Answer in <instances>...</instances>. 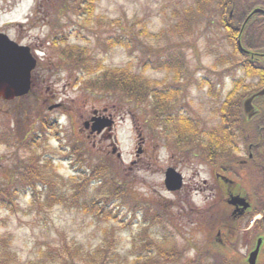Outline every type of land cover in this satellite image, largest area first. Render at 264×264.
<instances>
[{"label":"rangeland","instance_id":"374dc122","mask_svg":"<svg viewBox=\"0 0 264 264\" xmlns=\"http://www.w3.org/2000/svg\"><path fill=\"white\" fill-rule=\"evenodd\" d=\"M31 2L23 0V27L37 64L28 94L0 100V139L8 140L0 143V187L20 178L29 160L45 178L36 180L38 200L32 201L29 189L20 190L15 209L0 211V264H136L139 254L149 256L137 264L196 262L204 251L199 240L201 229L208 230L206 223L197 228L180 224L178 197L165 190L163 179L172 165L192 189V173L199 170L195 180L201 185L209 176L207 168L190 164L194 157L184 152L189 151L184 145L177 146L155 124H148V101L133 105L120 96L87 89L80 78L75 81V58L65 54L80 45L94 65L100 61L110 69L130 68L159 82L158 89L180 91L171 115L183 113L201 129H209L218 125L213 94L222 98L227 93L224 68L233 56L215 6L201 0H96L94 15L86 20L73 0H38V13L31 11ZM159 64H168L169 70ZM175 68L180 70L179 82ZM55 104L59 106L48 109ZM95 111L113 119V126L87 137L83 122ZM45 120L52 122L51 129L41 126ZM18 121L30 129L22 143L15 131ZM201 150L197 148L199 154ZM104 165L107 170L92 176ZM73 181L83 187L75 200L69 191ZM117 186L123 187L122 195ZM51 193L66 198L48 206L45 199ZM101 205L110 216L92 210ZM145 243H150L148 250ZM101 245L108 250L100 258L82 259ZM61 248L65 255L64 248L75 250L65 263L56 255ZM158 248L182 253L178 260H159ZM240 250L235 247L230 254ZM201 261L211 264L206 258Z\"/></svg>","mask_w":264,"mask_h":264},{"label":"flooded vegetation","instance_id":"af4514ba","mask_svg":"<svg viewBox=\"0 0 264 264\" xmlns=\"http://www.w3.org/2000/svg\"><path fill=\"white\" fill-rule=\"evenodd\" d=\"M211 3L216 8L220 30L232 46L233 56L228 58V64L224 68L229 83L227 93L222 98L213 94L215 97L213 103L217 110L214 114L218 118V125L214 128L216 130L222 128L221 123L224 122L221 120V111L225 105L229 118L227 123L230 132L229 142L224 146L225 152L218 154L217 150L214 155L213 153L206 155L202 150V154H199L197 148H202L201 142L183 143L182 146L189 150L184 152H190L194 157V160L189 161L190 164H203L209 176L202 179V184L199 185L197 182L200 180H195L199 177V170L194 171L189 179L193 185L191 189L184 174L178 168L168 165L166 168L173 167L180 172L182 186L178 191L167 192L178 197V210L183 219L181 225L197 228L206 223L208 230L200 231L202 234L199 241L204 249L199 254L201 260L206 258V262L211 264H250V253L260 239L255 264H262L264 0H214ZM24 10L27 9L23 0H0V34L6 35L18 46H28L32 51V46L25 41L27 34L23 27V24H26ZM31 11L38 13V0H32ZM238 41L242 49L239 48ZM61 51L64 52L63 49ZM246 99H250L252 105L249 113L251 116L243 110L242 104ZM235 117H238L237 121L234 120ZM213 147L219 148L218 145ZM169 162L172 163V160ZM205 186L207 191H204ZM192 191L195 192L194 195ZM235 247L241 250L238 251V255H231Z\"/></svg>","mask_w":264,"mask_h":264},{"label":"trees","instance_id":"16d2710c","mask_svg":"<svg viewBox=\"0 0 264 264\" xmlns=\"http://www.w3.org/2000/svg\"><path fill=\"white\" fill-rule=\"evenodd\" d=\"M207 1H214V0H201V2H207ZM75 3V7L81 8V10L86 15L87 19L89 20L90 17L94 15L95 11V3L96 0H73ZM60 42H62V39H59ZM57 42H54L56 44ZM122 44V42H115V44ZM72 51H70L68 54H65L66 56L75 58L73 62L74 71L76 72L77 79L75 80L78 82V78L81 79V81H84L87 89H99L104 91L105 93H109L112 97L120 96L125 101H127L129 104H144L145 102L148 103V115L147 122L150 125L151 123L155 124L157 126L158 130L160 132H164L163 135L167 137V139H173L174 143L177 146H182V144H188V143H199L201 142L202 151L204 154L208 155V153H213L217 151L218 154H222L226 151L225 145H227L228 137L230 135L229 128L227 127V123L229 122V118L227 117V109L224 105L221 116V120L224 122L221 123L222 128L219 130H216L214 127H211L208 131L203 129L201 130L200 127H198V124L196 122H193L191 119H189L187 116H185L183 113H174V115H171V104L174 102V100L179 96L180 91L173 90L171 88H165V89H158L157 86L160 84L157 81L146 79L143 74H136L132 72V70L126 67H119V68H113L110 69L109 67L103 65L100 61L97 64H93L91 62V59H89V53L87 52V49L85 47H82L80 45H73ZM77 52V53H75ZM158 68L169 70V65L164 64L158 65ZM175 80L177 82L180 81L181 75L180 70L178 71L177 68H175ZM80 74V75H78ZM81 84V82H80ZM177 89V88H175ZM179 90V89H178ZM20 99V98H19ZM18 99V100H19ZM221 115V114H220ZM151 116V117H150ZM21 119H24V117H21ZM238 117H235L234 120L237 121ZM41 126L43 128L48 127L49 129L52 128V122H48V120H45L41 122ZM220 127V126H219ZM29 128L23 126L21 123L15 124V131L18 132V134L21 133V139L23 136H26L29 134ZM40 130H43L40 128ZM216 130V131H215ZM23 131V132H22ZM207 137V138H206ZM0 139V143H6L8 140H4L5 138ZM4 140V141H2ZM22 143V142H21ZM222 144V145H221ZM214 145H218L219 148H214ZM75 150V149H74ZM215 158V156L213 157ZM107 165H104L100 169H95L92 173V176H99L102 174L105 170H107ZM41 171L38 169V167L34 164L33 160H29L28 163L25 166V170L22 173L21 177L16 178V180H8L6 183H3V185L0 187V211H13L15 209V204L17 202V197L19 196L20 190H23V193L26 189H29V193L32 195V201L35 202L38 200L37 195L35 194V185L36 180L39 182V180L44 179V176H40ZM75 180V178H72ZM46 182V180H45ZM46 183H51V181H48ZM78 182L73 181L69 185V191L70 195L73 200H75V197L78 193L82 190V183L77 184ZM116 191L118 194H123V187L117 186ZM62 199H65L63 195H60V198L56 197V193H51L50 196H46V203L48 206L53 205L54 203H59ZM95 202V201H94ZM95 204H98V202H95ZM92 210L94 212H105L110 216L109 211H105L102 207V205L97 208V210L92 207ZM106 242V240H105ZM149 245V247H148ZM157 246V244H156ZM101 245L92 252L91 255H84L82 259L85 257H89L92 260L95 261V259L101 257V252L104 250H108V247ZM147 249L150 248V243H145L143 245ZM147 249V250H148ZM66 250V255L63 251V249H59L56 252V255L63 260L65 263V258H68L69 255H71L72 252H75V250H69L68 248H64ZM176 252V251H175ZM151 249L149 250V254H151ZM182 251H178L176 253H168L167 251L161 250V248H158V258L159 260H178L181 256ZM68 255V256H67ZM149 256V255H148ZM148 256H141L140 254L137 255V260H140L141 258H148ZM106 257V256H105ZM13 258V257H12ZM104 258V257H103ZM15 260V259H14ZM136 260V264H137ZM70 261V259H69ZM102 260L99 262L102 264ZM191 262V261H190ZM88 263V262H86ZM144 264H156L157 261H143ZM97 264V263H96ZM191 264H205L202 262L199 258L196 259V262H191Z\"/></svg>","mask_w":264,"mask_h":264},{"label":"water","instance_id":"95a60500","mask_svg":"<svg viewBox=\"0 0 264 264\" xmlns=\"http://www.w3.org/2000/svg\"><path fill=\"white\" fill-rule=\"evenodd\" d=\"M257 11V10H256ZM247 19L242 25V30ZM239 48L242 49L238 41ZM36 66V59L26 46H18L6 35L0 34V98L10 100L28 94L32 87L31 72ZM243 110L248 116L252 109L250 99L243 101ZM52 109V107H50ZM112 119L110 117L94 115L83 123L85 129L90 128L91 133L99 134L104 128H110ZM113 152L115 149L112 150ZM141 150L138 148L137 153ZM119 157L120 154L118 153ZM164 186L169 191L179 190L182 186V176L174 168L169 167L164 172ZM260 239L250 253V264H255V258L259 250Z\"/></svg>","mask_w":264,"mask_h":264}]
</instances>
